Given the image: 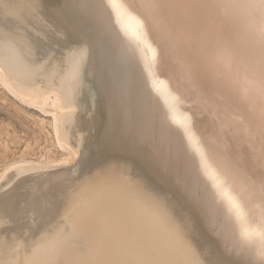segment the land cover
Returning a JSON list of instances; mask_svg holds the SVG:
<instances>
[{
    "label": "bare ground",
    "instance_id": "bare-ground-1",
    "mask_svg": "<svg viewBox=\"0 0 264 264\" xmlns=\"http://www.w3.org/2000/svg\"><path fill=\"white\" fill-rule=\"evenodd\" d=\"M260 4L165 12L167 55L150 67L100 0H0V86L70 146L0 166V264H260Z\"/></svg>",
    "mask_w": 264,
    "mask_h": 264
},
{
    "label": "snow or ice",
    "instance_id": "snow-or-ice-1",
    "mask_svg": "<svg viewBox=\"0 0 264 264\" xmlns=\"http://www.w3.org/2000/svg\"><path fill=\"white\" fill-rule=\"evenodd\" d=\"M223 0H100V5H106L115 12L117 19L120 22L122 29L131 31V34L137 41L143 45L144 50L149 53L148 62L150 67L157 62H163L167 55V45L172 36L171 30L164 22V13L175 9H211ZM262 12H264V0L260 4ZM155 29L159 34L160 47L153 44L149 37V30ZM206 58L211 60L213 57L205 53ZM153 86L158 88H165L166 82L160 81L155 72L152 71ZM261 86L258 90L260 110L259 115L261 119V132L264 135V59L261 62L260 68ZM173 103L171 105L173 113H175V102H178L179 97H172ZM175 119V115H173ZM185 132V135L192 145L195 152L200 157L201 165L205 170L210 169L208 154L200 144L199 138L192 127L191 117L186 116L183 120L177 121ZM262 158H264V149H262ZM211 178L215 183L216 188L222 187V181L216 170L212 169L209 172ZM260 191L264 195V182L261 183ZM260 264H264V249L259 253Z\"/></svg>",
    "mask_w": 264,
    "mask_h": 264
},
{
    "label": "rangeland",
    "instance_id": "rangeland-1",
    "mask_svg": "<svg viewBox=\"0 0 264 264\" xmlns=\"http://www.w3.org/2000/svg\"><path fill=\"white\" fill-rule=\"evenodd\" d=\"M3 102L4 104H2ZM26 105L21 99L11 92L4 90L3 86H0L1 167L4 161L19 158L23 154V150L27 151L29 155L25 154L26 157L34 160L43 159V157L41 158V154H44L46 149H50V154L55 157H61L69 152V145L65 149L54 144V138L50 133L51 126L49 124L51 114L36 106L31 107L28 104ZM68 122H72L71 117L68 118ZM5 142H8L7 150L4 147ZM27 144L29 146L31 145V148L28 150L26 149ZM71 165L72 163L67 164V166Z\"/></svg>",
    "mask_w": 264,
    "mask_h": 264
},
{
    "label": "clouds",
    "instance_id": "clouds-1",
    "mask_svg": "<svg viewBox=\"0 0 264 264\" xmlns=\"http://www.w3.org/2000/svg\"><path fill=\"white\" fill-rule=\"evenodd\" d=\"M257 36L261 44H264V17H261L257 25Z\"/></svg>",
    "mask_w": 264,
    "mask_h": 264
}]
</instances>
